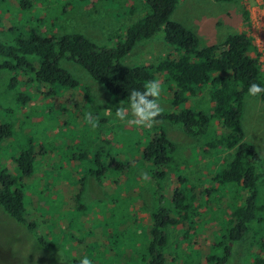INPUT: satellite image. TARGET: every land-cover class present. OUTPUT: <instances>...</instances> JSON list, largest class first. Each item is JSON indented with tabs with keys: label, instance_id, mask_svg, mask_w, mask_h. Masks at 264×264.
<instances>
[{
	"label": "rangeland",
	"instance_id": "1",
	"mask_svg": "<svg viewBox=\"0 0 264 264\" xmlns=\"http://www.w3.org/2000/svg\"><path fill=\"white\" fill-rule=\"evenodd\" d=\"M23 1L30 7L23 9ZM144 6L145 0H4L0 41L11 43L35 31L42 37L79 33L97 45L112 46L109 37L123 36L129 25L143 18ZM170 21L195 34L201 48L219 44L234 33L246 34L264 70V0H180ZM164 38L161 31L140 42L122 64L146 66L174 57L173 47ZM61 67L87 92L81 87H50L31 72L0 70V170L15 176L10 162L30 147L36 161L35 173L23 181L26 223L33 229L8 219L0 210V264H72L82 257L91 264H145L149 215L164 203L171 204L178 178L186 177L201 198L202 190L233 152L209 149L210 139L221 130L216 121L205 137L187 136L179 126L165 121H154L150 127L124 124L115 118V111L126 104L109 95L77 64L63 60ZM158 81L161 112L190 108L209 115L212 103L207 92L175 108L170 89ZM19 96L27 100L19 101ZM241 124L244 140L264 161V102L258 96L245 97ZM161 130L175 145V152L164 179L156 185L151 167L141 161V151ZM101 152L106 163L128 162L130 169L108 172L98 183L88 171L92 167L77 160L82 154L90 160ZM258 172L264 174L263 165ZM242 199L219 193L200 211L188 235L187 226L166 227V264H206L218 224L225 223L231 207ZM263 238L264 222L254 221L249 233L233 245L225 264H250Z\"/></svg>",
	"mask_w": 264,
	"mask_h": 264
},
{
	"label": "trees",
	"instance_id": "2",
	"mask_svg": "<svg viewBox=\"0 0 264 264\" xmlns=\"http://www.w3.org/2000/svg\"><path fill=\"white\" fill-rule=\"evenodd\" d=\"M179 1L145 0L143 18L129 25L123 36L116 39L115 35L110 36L112 46L97 45L79 33L42 37L35 31L11 43L0 41V70L31 72L38 82L50 87L75 89L81 87L79 80L61 67L63 60L71 61L83 68L109 95L126 105L133 89L143 91L147 82L153 79H161L162 84L170 89V102L175 108L207 92L212 103L209 115L185 108L178 112H161L155 121L179 126L190 137L207 136L211 122L216 121L221 130L210 139L209 149L228 150L233 154L224 162L225 167L211 178V184L202 190L201 198L193 193L186 177L178 178L171 204L164 203L157 212L149 215L152 224L148 230L145 264H166V227L187 226L185 233L190 234L195 218L209 205V200H214L219 193H228L243 199L231 207L225 223L218 224L213 252L205 259L206 264H225L231 257L233 245L249 233L251 223L264 222V174L258 172L264 161L255 147L244 140L241 124L249 86L257 83L264 87V70L251 39L244 33L231 34L219 44L201 48L195 34L182 24L170 21ZM214 1L231 3L237 0ZM22 6L27 9L30 3L23 1ZM161 31L165 42L173 47L174 57L146 66L122 64V59L137 44ZM81 90L87 92L83 87ZM257 96L264 102V93ZM23 99L27 100L18 97L19 101ZM174 152L175 145L162 130L142 149L141 161L151 167L156 185L164 179V170L172 163ZM15 156L10 162L15 167V176L6 169L0 170V210L8 219L33 229L26 223L23 181L35 173V153L30 147ZM84 156H79L77 161L92 167L88 171L98 183L108 172L120 173L131 167L128 162L111 160L106 163L103 152L95 153L90 160H85ZM241 192L244 197H240ZM72 264H79V261ZM250 264H264V238Z\"/></svg>",
	"mask_w": 264,
	"mask_h": 264
},
{
	"label": "clouds",
	"instance_id": "3",
	"mask_svg": "<svg viewBox=\"0 0 264 264\" xmlns=\"http://www.w3.org/2000/svg\"><path fill=\"white\" fill-rule=\"evenodd\" d=\"M161 91V85L156 79L148 81L143 91L133 89L128 94L127 107L116 108L115 118L124 124L150 127L161 113V108L157 102ZM261 93H264V87L259 84L252 83L249 86V95L257 96ZM128 113H130L131 118H129ZM89 121L92 127H96V121L91 118L90 114ZM79 264H91V262L87 257H82Z\"/></svg>",
	"mask_w": 264,
	"mask_h": 264
},
{
	"label": "built area",
	"instance_id": "4",
	"mask_svg": "<svg viewBox=\"0 0 264 264\" xmlns=\"http://www.w3.org/2000/svg\"><path fill=\"white\" fill-rule=\"evenodd\" d=\"M260 62V61H259ZM261 65V64H260Z\"/></svg>",
	"mask_w": 264,
	"mask_h": 264
}]
</instances>
